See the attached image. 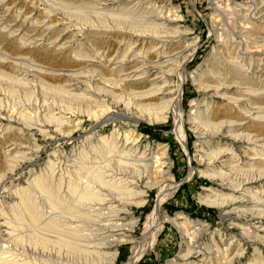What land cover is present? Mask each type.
<instances>
[{"label": "bare ground", "instance_id": "bare-ground-1", "mask_svg": "<svg viewBox=\"0 0 264 264\" xmlns=\"http://www.w3.org/2000/svg\"><path fill=\"white\" fill-rule=\"evenodd\" d=\"M35 1L72 7L82 0ZM91 1V18L100 22L98 26H92L95 27L94 33H115L121 38L119 45L123 44L124 48L113 57L96 51L89 60L74 53L76 60L86 62L89 70L64 71L62 75L75 84L56 88L54 101L45 104L34 121L24 119L22 114L11 113L4 123V109L0 104V146L6 149L0 185L7 182L17 169L28 168L41 152L35 139L24 143L19 141L23 134L22 128L15 126L19 121L27 130L35 129L43 140H51L50 129L64 139L73 138L76 129L80 128L79 122L72 124L70 120L74 114L86 115L96 123L124 118L150 125L165 123L173 115L171 133L185 149L181 95L186 65L196 45L189 42L187 30L179 25L181 9L174 6L175 0ZM247 11L251 20H264V0L254 1ZM24 24L27 25L25 28ZM51 28L48 20L37 22L20 11L14 22L7 23L4 32L6 37L17 40L21 47L47 42L56 51L66 50L64 35L51 38L48 35ZM250 41L254 42L253 49H246L247 42H242L235 58H222L230 70L225 76L202 71L191 77L198 90L212 92V98L225 102V109L234 110L235 116L240 118L212 125L209 120L213 115L203 102V109L197 110V118L189 119L195 129L208 124L217 132L226 128L230 139L241 145L240 151L233 147L217 150L214 160L228 158L222 161L220 170L199 172L201 177L226 182L232 189L231 194H225L207 188L199 202L210 208L236 204L239 197L235 192L238 189L243 191V186L252 180L253 168L250 167L255 164L261 166L259 179L264 178V138L237 132L244 127L246 120L257 124L264 121V78L259 79L256 89H252L244 70L246 61L252 66L264 62L256 56L264 54L262 47L257 46L262 41ZM216 55L222 53L218 51ZM24 60L13 58V65L20 66L26 63ZM96 66L106 69L115 78H105ZM19 72L24 73L22 69ZM3 77L8 79L9 76ZM13 81L19 82L16 78ZM80 86H85L82 92H78ZM230 92L236 96H229ZM62 97H71L76 105ZM111 107L120 109L116 116L111 113ZM89 134L64 162L47 160L35 173L25 168L21 180L11 182L6 188L12 201L5 207L0 204V264H115L118 247L123 245L129 246V257L124 264H138L153 248L159 235L160 209L176 189L170 184V169L164 162L168 157L166 148L159 153L163 147L154 150L143 145L140 136L132 129L122 134L117 130L102 134L94 132L93 127ZM153 191L156 192L154 207L144 218L140 237L136 239L132 232L139 222L134 217L133 208H142ZM256 194L257 191L244 190L239 199L243 201L246 196L253 199ZM259 206L254 203L242 211L256 212L264 220V210L255 209ZM43 207H47L49 213L53 212L54 217L46 218L39 211ZM15 220L24 222L28 236L32 235L40 243L37 247L16 232ZM178 220L175 217L164 221L180 229ZM263 223L259 226L261 230H264ZM199 253L197 244H188L180 257L190 261L197 256L200 261L196 264H210L209 254ZM241 256L242 250H237L233 260L222 264H230ZM247 264H264L262 252L257 249L254 261Z\"/></svg>", "mask_w": 264, "mask_h": 264}, {"label": "rangeland", "instance_id": "rangeland-1", "mask_svg": "<svg viewBox=\"0 0 264 264\" xmlns=\"http://www.w3.org/2000/svg\"><path fill=\"white\" fill-rule=\"evenodd\" d=\"M254 1L256 0H193V2L175 0L174 2V6L181 9L182 19L179 25L182 29L187 30L189 42H194L196 45L194 54L186 65V80L182 86L181 95L186 135L185 149L171 133L174 123L173 115L165 123L150 125L145 122L135 123L124 118H119L114 122L96 123L94 119L86 115L74 114L70 120L73 121L72 124L79 122L80 128L76 129L73 138L64 139L52 131L53 129H50L51 140H43L36 134L35 129L27 130L24 128L23 122L19 121L15 125L23 130L19 141L24 143L29 139H35L41 146V152L28 168L24 166V170L23 167L17 169L7 182L0 185V204L5 207L11 203L12 198L6 188L11 182L16 183L18 179L21 180L23 172L26 171L25 168L35 173L43 168L47 160H55L57 163L64 162L80 146L81 142L90 136L89 132L93 127L94 132L102 134H108L113 130L122 134L124 131L132 129L137 136H140L143 145H148L154 150L163 147L162 150H159L160 152L158 151L159 153L166 148L168 157L164 162L170 169V184L176 186L172 197L165 201L160 209L159 235L156 242L153 248L142 256L138 264H196L197 261H200V258H196L197 256H193L190 261H184L180 257V253L186 251L188 244L199 246L200 253L198 255L209 254L210 264H222L225 261L233 260L237 250H242V256L230 264L251 263L254 261L257 249L262 252V259H264V230L259 228L260 223L264 220L256 212L242 211L251 208L254 203L260 204L255 209L264 210V194L262 193L264 192V178L259 179L261 166L255 164L254 167H250V169L253 168L250 173L252 180L242 188L243 191H257L253 199L246 196L241 201L239 198L243 191L238 189L235 192V196L239 197L236 204H230L224 208H210L201 205L199 197L206 194L207 188L220 190L225 194H231L232 189L226 185V182L222 183L218 180L201 177L199 172L220 170V167L223 166L222 161L228 158L214 160L213 156L217 150L233 147L236 151H240L241 145L230 139L226 128L217 132L209 124L206 127L197 124L198 128L195 129L192 122L189 121L190 118H197V110L203 109V102L209 106L208 111L213 115L209 120L212 125L240 119L235 116L234 110L225 109V102L212 98V92L198 90L191 77L201 74L202 71L225 76L230 70L223 64L222 58L229 60L235 58L241 50L242 42H247L246 49L250 50L255 47L254 42L250 40L262 41L257 46L262 47L264 53V20L248 18L247 9ZM54 3L35 0H0V104L4 109L2 113L4 123L11 113L22 114L24 119L26 118L30 122L36 120L45 104L54 101L57 95L56 88L63 87L68 83L75 84L74 81L62 75L64 71L78 69L88 71L89 68H87L86 62L76 60L77 57L74 53L81 54L84 59L89 60L96 51L99 54L104 53L113 57L124 48L123 44L119 45L121 38L115 33H94L95 27L92 26H98L100 22L93 21L91 18L90 7L93 5L91 0L75 2L72 7H61ZM20 11L24 13V16H29L37 22L48 20L52 27L48 35L51 38L64 35L63 41L66 43V50L56 51L47 42L21 47L17 40L6 37L4 27L7 23L14 22ZM118 25L121 24L118 23ZM26 26L24 24V28ZM36 35L38 34L36 33ZM218 51L222 55H216ZM256 56L264 59V54ZM13 58H25L26 60L23 62L26 61V63H22L20 66L13 65ZM245 63L244 70L250 78L252 89H256L255 86L259 79L264 78V62L255 66H252L250 61ZM95 68L102 71L105 78H115L101 66ZM21 69L24 73L19 72ZM36 70L38 71L36 72ZM6 75L9 76L8 79L3 77ZM15 78L19 82H14ZM39 82L40 85H43L40 86ZM80 88L81 90L79 89L78 92H82L85 86H80ZM229 96L234 97L236 94L230 92ZM62 99L71 104L74 103L71 97L69 99L62 97ZM74 104L76 105V103ZM110 111L116 116L120 109L111 107ZM195 123H198V120ZM245 123L244 127L237 132L257 134L264 138V121L257 124L255 121L246 120ZM143 126L151 128L155 134H162L163 138L173 144L175 151H171V146L168 143H158L153 138L142 134ZM161 126H169V130L161 131L158 129ZM5 151L6 149L0 146V175L3 174ZM235 154H239V152ZM181 187V194L176 197ZM155 193V191L150 192V196L142 208H133L134 217L139 222L138 227L132 232V236L136 239L140 237L144 218L154 207ZM189 202L196 207L189 205ZM144 208L148 209V213L140 218V215L144 213ZM196 208L212 210L213 213H204L203 218L197 217L192 215ZM39 211L46 218L53 216V212L49 213L47 207H43ZM175 217L179 219L177 223L180 229L164 221ZM23 219L26 223L27 219L25 217ZM24 222L15 220L16 232L25 241L26 239L31 240L32 246L37 247L40 243L32 235L28 236ZM124 255L126 260L117 263L118 257ZM128 257L129 246L118 247L115 264H124Z\"/></svg>", "mask_w": 264, "mask_h": 264}, {"label": "trees", "instance_id": "trees-1", "mask_svg": "<svg viewBox=\"0 0 264 264\" xmlns=\"http://www.w3.org/2000/svg\"><path fill=\"white\" fill-rule=\"evenodd\" d=\"M158 129H160L161 131L162 130H169V126H161V127H159ZM141 132H142V134H144L145 136H147V137H151V138H153V140L154 141H157L158 143H168L170 146H171V151H175V148H174V146H173V144L170 142V141H168V140H166V138H163V136H162V134H155V133H153L152 132V129L151 128H148V127H146V126H143L142 128H141ZM181 191H182V187L181 188H179V190H178V193H177V195H176V197L177 196H179L180 194H181ZM192 205L193 207H196L194 204H192L191 202H189V205ZM191 209V208H190ZM148 213V209L147 208H144V213L143 214H141L140 215V218H143L146 214ZM204 213H209V214H211V213H213V211L212 210H208V209H204V208H196V210H194V212H193V214L192 215H196L197 217H202L203 218V214ZM202 214V215H201ZM126 260V257H125V255L124 256H119L118 257V260H117V263H121V262H124ZM142 261H143V259H142Z\"/></svg>", "mask_w": 264, "mask_h": 264}]
</instances>
